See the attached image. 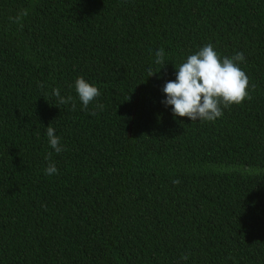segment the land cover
I'll return each mask as SVG.
<instances>
[{
    "label": "trees",
    "instance_id": "trees-1",
    "mask_svg": "<svg viewBox=\"0 0 264 264\" xmlns=\"http://www.w3.org/2000/svg\"><path fill=\"white\" fill-rule=\"evenodd\" d=\"M209 43L251 99L177 117ZM0 264H264V0H0Z\"/></svg>",
    "mask_w": 264,
    "mask_h": 264
},
{
    "label": "clouds",
    "instance_id": "clouds-1",
    "mask_svg": "<svg viewBox=\"0 0 264 264\" xmlns=\"http://www.w3.org/2000/svg\"><path fill=\"white\" fill-rule=\"evenodd\" d=\"M27 15L28 11L25 9L15 19L19 21ZM155 55V62L163 64L164 49L157 50ZM244 59L243 53L238 52L231 58L224 57L221 60L211 43L205 45L195 54L189 55L185 62L176 66L178 69L176 79L168 81L163 87V92L166 93V100L163 103L166 106H173L172 111L177 117H189L192 121L197 119L215 121L223 115L221 106L228 107L240 104L246 98L251 99L248 92L249 77L239 66V62ZM159 71L149 70V76ZM75 89L85 109L100 95L98 87L86 81L83 76L76 79ZM53 94L59 98L61 104L72 99L61 97L58 88L53 90ZM46 135L51 148L60 153L63 150L60 137L55 135V130L50 124L46 129ZM50 155L46 159H49ZM56 173L58 169L55 163H50L45 169L46 175ZM182 259L187 260L188 256L183 255Z\"/></svg>",
    "mask_w": 264,
    "mask_h": 264
}]
</instances>
